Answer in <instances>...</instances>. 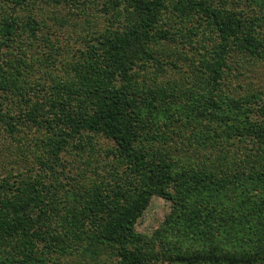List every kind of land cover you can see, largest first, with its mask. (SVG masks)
I'll return each instance as SVG.
<instances>
[{"label": "trees", "instance_id": "16d2710c", "mask_svg": "<svg viewBox=\"0 0 264 264\" xmlns=\"http://www.w3.org/2000/svg\"><path fill=\"white\" fill-rule=\"evenodd\" d=\"M176 44L198 55L190 93L147 83L185 68ZM233 54L264 60V0H0V125L46 135L26 174L0 172V264H264V100L224 94ZM154 196L179 233L137 232Z\"/></svg>", "mask_w": 264, "mask_h": 264}, {"label": "rangeland", "instance_id": "374dc122", "mask_svg": "<svg viewBox=\"0 0 264 264\" xmlns=\"http://www.w3.org/2000/svg\"><path fill=\"white\" fill-rule=\"evenodd\" d=\"M230 7V6H229ZM46 10H52V7L50 8L48 6V9ZM47 11V12H48ZM63 15H66L65 12H63ZM103 24H108V17H103ZM49 26H53L54 28H59L54 22V20H46ZM53 28V29H54ZM53 29L50 31L52 32ZM75 30L79 29H74L70 28V31L73 33V37L67 38L65 36V39L59 42L62 44V46L65 47V57L69 58L70 57V50L72 47L76 44V32ZM55 34V33H52ZM53 36V35H52ZM172 49L173 52H179L180 49L182 50L183 53H186L188 58L182 57L184 60L182 63L185 65V68L175 70L169 66L161 72V73H156L155 69L152 68V72L155 73V78L153 81L147 82L148 85L152 86H166L168 84H171L175 81H181L183 84H185V90L188 89H193V85H196L195 79L193 77V72L187 74L185 72L186 68H189L191 60V56L193 58L198 57L196 54L195 56L194 51L191 53L189 51V47H183V45H171L169 46ZM179 49V51L177 50ZM182 53V54H183ZM177 55L176 57H178ZM233 58L230 60V64H232V70L229 73V76L226 80V85L225 86V91L224 94L229 95V96H235V94L240 95H251L254 97H260L261 100H264V60H258L253 57H243L242 55L238 54H233ZM63 57V56H61ZM59 59V58H58ZM187 61V63H184ZM64 61L59 60L57 61V64L55 65V70L53 72H56L58 74H62L64 71ZM36 68L37 65H36ZM35 79L39 77L40 79L42 78L43 80L48 78V75L45 73H36L34 74ZM30 84V81H29ZM32 84V83H31ZM31 88H33L30 85L29 87H24L25 91H30ZM205 89V88H204ZM203 91V90H202ZM206 91V89H205ZM32 93V91H30ZM192 92L189 91V93ZM204 92V91H203ZM190 98V95H188ZM11 100V99H10ZM15 105L14 102H10V107ZM260 116V114H258ZM258 116H254L253 119L258 118ZM170 125V124H169ZM178 127V126H177ZM158 129L159 133H165V132H171L172 128H168L166 126H161ZM178 132V131H177ZM178 135L173 132L170 135L171 139L170 144L175 147V148H181V145L177 141ZM186 136V135H185ZM38 138H46V135L44 132L39 131L35 125L31 124H25V125H20L18 131L14 134H10L6 130H4L1 125H0V172H2V169L4 172H16L19 174H26L29 169H31L32 164L34 163L33 161V156L34 154H39L40 149L35 147V142L36 139ZM96 138L98 139L97 142V152L101 150H106L107 148L111 147V141H104V139L100 138H105L102 136H97ZM179 139V138H178ZM231 141L234 139L230 138ZM236 145L232 146L230 151L231 153L240 158L241 153L244 151L246 153H249V150H251L252 143L249 142L247 144L244 143H238V140H235ZM251 145V146H250ZM183 147V146H182ZM187 149V148H186ZM247 149V150H246ZM182 150V149H181ZM189 150V149H187ZM237 152V153H236ZM198 154V153H197ZM65 158L67 159V166L74 172L79 170L81 167V159L82 157L77 155L75 151L67 152L64 153ZM101 155L104 157V152H101ZM185 155V156H184ZM193 155L192 152L189 150L188 152H183L180 154V157H188ZM205 156L202 157V154H198L197 156H193L194 160L199 164V162L204 158ZM29 163V164H28ZM28 164V166H26ZM25 167V168H23ZM37 168V167H35ZM240 201L235 202V204H238ZM173 213V202L170 199H167L165 197L161 196H154L151 204L147 208V210L144 212L143 216L139 219L138 224L136 226V230L138 233L143 234L145 236H148L149 238L152 237L160 228H168L170 231H174L175 233L179 229L176 226L174 228H171L169 225H166L167 218ZM156 243V248L157 250H160L162 241L159 240V237L155 240ZM72 257H67L63 259V262L66 263L68 260H70ZM159 264H174L172 261H170L168 258L163 257L161 262Z\"/></svg>", "mask_w": 264, "mask_h": 264}]
</instances>
